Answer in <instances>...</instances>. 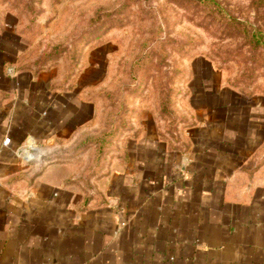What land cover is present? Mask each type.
I'll return each instance as SVG.
<instances>
[{
  "label": "crops",
  "instance_id": "1",
  "mask_svg": "<svg viewBox=\"0 0 264 264\" xmlns=\"http://www.w3.org/2000/svg\"><path fill=\"white\" fill-rule=\"evenodd\" d=\"M31 90L0 112V264H264L254 104L220 103L174 137L146 133L85 174L76 153L42 157L67 130L49 131Z\"/></svg>",
  "mask_w": 264,
  "mask_h": 264
},
{
  "label": "rangeland",
  "instance_id": "2",
  "mask_svg": "<svg viewBox=\"0 0 264 264\" xmlns=\"http://www.w3.org/2000/svg\"><path fill=\"white\" fill-rule=\"evenodd\" d=\"M218 1L251 23L199 0H0V112L31 88L49 131L67 130L42 157L76 153L85 174L220 103L263 114L264 48L248 31L264 28V0ZM104 135L97 160L86 144Z\"/></svg>",
  "mask_w": 264,
  "mask_h": 264
},
{
  "label": "trees",
  "instance_id": "3",
  "mask_svg": "<svg viewBox=\"0 0 264 264\" xmlns=\"http://www.w3.org/2000/svg\"><path fill=\"white\" fill-rule=\"evenodd\" d=\"M199 1L205 2V3H210V4L213 3L214 6L218 7L219 12L224 14L225 16H227L230 20H236L243 25L251 23L249 21H242V20L238 19L231 12H229L225 7H223L218 0H199ZM248 37L250 39V43L254 47H263L264 48V28L262 27V25L252 26V29L250 31H248ZM107 139H108L107 135H104V136H101L98 138L97 137L96 138L95 137L89 138L88 144H86V145L95 144L97 146L96 150H95L97 160L102 159L101 157L103 155H105V153L107 152V149L105 147V145H106L105 141ZM81 148H84V144L81 145Z\"/></svg>",
  "mask_w": 264,
  "mask_h": 264
},
{
  "label": "built area",
  "instance_id": "4",
  "mask_svg": "<svg viewBox=\"0 0 264 264\" xmlns=\"http://www.w3.org/2000/svg\"><path fill=\"white\" fill-rule=\"evenodd\" d=\"M11 139L8 137L4 140V144L5 145H8L10 143Z\"/></svg>",
  "mask_w": 264,
  "mask_h": 264
},
{
  "label": "water",
  "instance_id": "5",
  "mask_svg": "<svg viewBox=\"0 0 264 264\" xmlns=\"http://www.w3.org/2000/svg\"><path fill=\"white\" fill-rule=\"evenodd\" d=\"M11 70H9V72H10Z\"/></svg>",
  "mask_w": 264,
  "mask_h": 264
}]
</instances>
